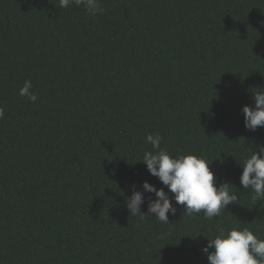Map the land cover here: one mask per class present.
I'll return each mask as SVG.
<instances>
[{"label":"trees","instance_id":"trees-1","mask_svg":"<svg viewBox=\"0 0 264 264\" xmlns=\"http://www.w3.org/2000/svg\"><path fill=\"white\" fill-rule=\"evenodd\" d=\"M100 5L93 18L59 0H0V264H208L221 229L264 239V199L239 179L264 144L241 111L264 91V0ZM25 80L34 103L18 94ZM148 134L173 157L202 156L237 204L204 219L172 200L169 224L131 216L143 181L167 192L141 162Z\"/></svg>","mask_w":264,"mask_h":264},{"label":"clouds","instance_id":"clouds-1","mask_svg":"<svg viewBox=\"0 0 264 264\" xmlns=\"http://www.w3.org/2000/svg\"><path fill=\"white\" fill-rule=\"evenodd\" d=\"M70 4L83 6L93 18L102 11L100 0H59L60 8H67ZM32 89L31 81L25 80L18 94L34 103L38 96ZM252 100V106L244 105L241 111L245 129L254 132L258 127H264V91L253 93ZM4 115V109L0 107V119ZM145 139L146 143L151 144L153 151H144L141 162L146 165L149 174L166 186L167 192L164 187L157 189L143 181V191L134 189L131 196L126 198V207L131 216L139 215L141 219H145L148 214H154L160 223L169 224L168 214L174 215L176 212L172 200L184 206V215L191 217L203 212L204 219L219 216L222 209L226 210L228 205L237 204L238 195L231 191L235 187L230 186L227 181L218 184L210 170V163L202 156L177 154L173 157L160 147L163 139L160 134H148ZM240 167L241 187L251 191L254 202L264 199V144H257ZM145 192L154 194L155 199H149L147 213H142ZM169 193L174 194L171 199ZM168 235L170 233H165L161 238ZM207 241L203 251L207 253L208 264H264V239H259L247 227L227 231L221 229L218 235Z\"/></svg>","mask_w":264,"mask_h":264}]
</instances>
